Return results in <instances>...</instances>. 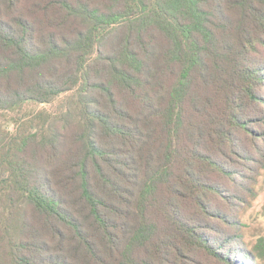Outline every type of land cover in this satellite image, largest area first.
Returning a JSON list of instances; mask_svg holds the SVG:
<instances>
[{
  "label": "trees",
  "instance_id": "trees-1",
  "mask_svg": "<svg viewBox=\"0 0 264 264\" xmlns=\"http://www.w3.org/2000/svg\"><path fill=\"white\" fill-rule=\"evenodd\" d=\"M263 50L264 0H0V264H245L211 174L264 155Z\"/></svg>",
  "mask_w": 264,
  "mask_h": 264
},
{
  "label": "rangeland",
  "instance_id": "rangeland-1",
  "mask_svg": "<svg viewBox=\"0 0 264 264\" xmlns=\"http://www.w3.org/2000/svg\"><path fill=\"white\" fill-rule=\"evenodd\" d=\"M261 52L260 55H256V59L264 62V50ZM256 93L264 102V86L259 85ZM263 102L262 109H264ZM2 114L4 113H0V124H6L11 128L12 125L7 123L6 117ZM10 114L13 115L14 112ZM237 150L250 158H238L235 153H228L231 164L241 171L235 182L223 181L217 175L211 174L212 180L222 186L231 202L222 204L217 195H213L212 199L216 201L214 206L221 209L222 213L235 220L237 224H234V228H230L231 224L223 221L225 218L222 222L214 218L212 221L217 223L218 231H208L207 237L220 254L227 255L236 261L241 259L245 264H264V155L253 154L252 145L249 144L248 137L245 135L239 136ZM259 238H263V241L259 242L260 246H255L258 258L245 257L243 252H253L252 248ZM178 264L223 263L206 253L198 252L194 262H178Z\"/></svg>",
  "mask_w": 264,
  "mask_h": 264
}]
</instances>
